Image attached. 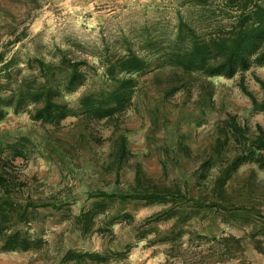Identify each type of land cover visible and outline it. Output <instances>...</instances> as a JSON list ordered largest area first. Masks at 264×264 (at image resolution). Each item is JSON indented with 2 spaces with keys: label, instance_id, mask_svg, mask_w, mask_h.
Listing matches in <instances>:
<instances>
[{
  "label": "rangeland",
  "instance_id": "rangeland-1",
  "mask_svg": "<svg viewBox=\"0 0 264 264\" xmlns=\"http://www.w3.org/2000/svg\"><path fill=\"white\" fill-rule=\"evenodd\" d=\"M187 1L0 0V50H7L6 60L17 52L16 68H24L22 73L14 69L10 87L0 92L5 112L0 170L9 171L3 181L9 196L28 214V222L15 226L39 239L29 250H2L0 242V264H165L173 245L179 257L167 264H195L223 248L199 235L228 234L243 237L242 255L216 264H264V241L262 249L256 247L264 238L252 237L264 224V168L241 165L228 187L230 201L206 197L221 160L232 158L248 133L231 136L214 167L200 170L230 118L251 132L258 133L259 126L264 132V109L255 107V101H264V65L228 78L164 64L145 40L171 32L182 16L203 12ZM18 36L20 41L11 44ZM128 48L144 56L148 66L119 75L134 79L132 98L124 109L98 118L82 99L100 98L120 83L107 78L104 62ZM62 51L93 68L84 85L62 97L71 112L59 125L5 104L17 78L35 76L28 59H57ZM20 137L31 141L25 157L15 153L23 144L8 147ZM138 177L147 185L188 184V198L178 202L198 213L184 223L182 217L147 222L169 204L119 197L137 185ZM5 196L0 191V201ZM82 213L87 216L80 221ZM182 226L179 241L172 231Z\"/></svg>",
  "mask_w": 264,
  "mask_h": 264
},
{
  "label": "trees",
  "instance_id": "trees-1",
  "mask_svg": "<svg viewBox=\"0 0 264 264\" xmlns=\"http://www.w3.org/2000/svg\"><path fill=\"white\" fill-rule=\"evenodd\" d=\"M187 4L203 9V12L197 17L184 18L182 16L178 18L171 32L152 36L148 33L150 35L145 40L147 49L158 54L164 64L188 72H199L208 77L228 78L246 72L252 67L264 65V3L260 0H188ZM1 41L0 27V43ZM18 41H20L19 36L10 43L14 44ZM6 53V49L0 50V64H2L0 65V92L4 87H10L15 74L14 69L17 73H22L24 70V68H16L17 52L7 60ZM26 66L35 70V76L30 78L22 75L17 78L15 87L10 88V95L4 97L3 101L15 112L28 111L34 120L59 125L71 112V108L62 100V97L85 84L93 65L85 60L78 61L70 58L62 51L57 59H28ZM147 66L146 58L134 53L131 48L115 60H106L104 62L105 75L109 80H119L120 83L113 90L99 95L100 98L94 99L91 94L84 97L82 102L91 105V113L98 118L111 116L124 109L125 104L132 98L135 83L132 78L119 79V75L143 71ZM3 78L7 79L6 84L2 82ZM255 107L264 109V101L262 103L255 101ZM4 115V110L0 109V119ZM230 120L225 122L229 128L227 126L222 128L221 136L217 138L212 153L200 166L201 173L205 169L214 167L215 163L212 161L215 160V156L218 157L225 153L224 147L229 143L230 137L237 133H248L249 137L236 149L233 157L221 160L222 163L212 183L210 194L206 196L221 203L230 201L228 187L234 172L241 165L252 162L258 164L259 168H264V132L261 127H258V133H254L251 132L250 126L238 124L235 117ZM230 130L233 132L232 135ZM29 143H31L29 138L20 137L15 144H9L8 147L23 144L24 146L17 148L15 153L17 156L25 157L23 149ZM5 174L10 173L3 166L0 170V191L8 196L0 201L1 249L29 250L38 245L39 239H36L28 230L15 226L22 221L28 222V214L19 199L9 196L10 190L3 182ZM136 183L137 185L131 188L130 192L119 197L145 200L147 203L169 204L155 218L152 217L147 222L167 221L174 217H182L184 223L198 213L187 212L186 208L182 209V203L178 202V198H188L191 189L186 183L183 185L181 183L147 185L139 177ZM85 216L87 214L82 213L78 218L83 221ZM172 232L180 241L185 230L182 226L179 230L174 229ZM258 234L264 238V224L252 237L255 238ZM199 236L223 248L214 250L195 264H216L242 255L243 237H236L233 234L220 237L216 235ZM263 241L264 239L256 241L257 249H262L260 244ZM175 246L168 249V259L165 264L179 257L173 251ZM72 253L74 252L69 251L67 254Z\"/></svg>",
  "mask_w": 264,
  "mask_h": 264
}]
</instances>
